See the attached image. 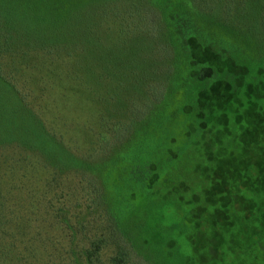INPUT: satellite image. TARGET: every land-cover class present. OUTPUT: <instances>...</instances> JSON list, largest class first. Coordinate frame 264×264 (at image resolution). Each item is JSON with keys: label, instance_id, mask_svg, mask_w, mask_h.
Masks as SVG:
<instances>
[{"label": "trees", "instance_id": "16d2710c", "mask_svg": "<svg viewBox=\"0 0 264 264\" xmlns=\"http://www.w3.org/2000/svg\"><path fill=\"white\" fill-rule=\"evenodd\" d=\"M115 1L0 0V264H199L227 252L241 256L238 264H264V0H190L195 17L184 13L178 24L161 8L151 20L139 1L106 6ZM100 8L122 54L107 35L101 42ZM174 97L182 117L193 109L186 120L198 134L222 128L216 154L237 153L214 162L215 172L242 175L231 177L233 189L205 192V234L194 238L184 215L152 239L147 215L162 200L147 172L157 165L126 177L118 163ZM76 148L100 151L84 157ZM189 149L170 152L167 163ZM73 174L86 180L80 198ZM115 175L126 188L113 196Z\"/></svg>", "mask_w": 264, "mask_h": 264}, {"label": "rangeland", "instance_id": "374dc122", "mask_svg": "<svg viewBox=\"0 0 264 264\" xmlns=\"http://www.w3.org/2000/svg\"><path fill=\"white\" fill-rule=\"evenodd\" d=\"M78 1L85 2L86 0ZM137 1L141 3L139 6L144 15L147 14L148 16H152L150 18L151 20H156L157 17L155 14H158L160 8L165 11L164 19L166 17L168 18L169 13L171 12L173 16L175 15L174 21L177 24L180 18H184V13L189 12L192 16H194L193 11L195 9L193 8L190 0H116L115 2L106 4V6L110 9H116L118 11V8L123 9L129 2L137 3ZM98 14L99 17L94 16L93 19L97 21V31L98 35H100L101 42H103L102 36L107 35V38H111L110 44L115 45L111 49L118 54H122L124 49L119 42L120 37L118 30L108 28L107 24L103 22L101 8L98 10ZM191 19L193 20L194 18L191 17ZM193 22V26H198L199 29H205V31L209 30L216 33L209 29L207 27L208 25H204V23L198 19L193 20ZM149 43L151 44V41ZM146 70L148 72L147 67ZM120 90L121 89L117 87L116 91L121 93L119 98L126 104L129 97H127L128 95L125 91L123 92ZM132 99L135 103L138 101L137 97ZM174 100L175 97L172 98V102ZM181 101V98H178V101H174V103L168 101L167 104L169 106L165 105L162 110L159 109L161 110L160 112H158V110L155 111V114H152L147 119V127L144 131L145 134H143V131L142 133L140 132V136L142 138L140 143L137 144V141L127 154L126 152L122 153V156L125 158L124 162L126 163H118L120 168L118 172H121L122 169L125 170L124 173L126 177L131 176L132 173V176H136L134 173L136 170L140 171L139 174H137L140 175L143 170L142 168L151 165V163H155L157 165V169L155 171L147 172L148 176H153L151 185L155 183V187H153L154 193L158 198H160V200H162V202H168L169 200L172 201L163 206L162 202L155 199L157 203L153 210L147 215L148 217L146 221L148 224V234L146 236L152 239L161 238L162 236L167 235L169 233V231L167 232L168 228L173 227V224H177L176 222L184 219V215H187V219L185 218L187 226H192V233H195L193 235L194 238H196L197 235L199 236L203 233L205 234V226L207 225L205 220L212 218L211 215L207 216L204 214L205 216H201L203 214L202 210L206 205L207 197L205 192L211 188V186L219 188L223 187L225 184L229 186V189H233L234 187H232L231 184H235V186H237L238 180H233L231 177L233 176L234 178H237L239 174L242 175V173H240L241 169L237 167L233 168L231 177L230 174H225L223 172L220 174L219 172H215L214 166L212 165L214 162L222 165L226 160L236 161L235 158L237 159L238 155L235 151H232V155H229V153L225 150H230L226 148L221 149L220 152L216 154V152H214L215 150H213L214 142L219 135H224L222 128L217 126H208L204 135L201 133L198 134L196 129L190 124L191 119L194 116V114H191L193 109H191L192 111L186 114L187 116L185 117H182L181 114L179 115L178 112H176L177 108L183 106ZM114 106L115 105L112 107L114 108ZM158 113L160 114L158 115ZM186 118H188L190 122L186 120ZM97 132V128L95 131H92L94 135H96ZM84 137L86 138V132L84 133ZM89 137L90 136H88V138ZM95 141L96 139H94L93 142L95 143ZM194 142H196V144L193 146L192 143ZM235 143L238 145V139H235ZM188 147L191 149L187 151V155L181 158L178 163L175 165L167 163V160L171 156L170 152L178 153ZM76 151L80 156L98 157L97 154L91 155V153H97L100 149L96 148L95 151L90 153H86L87 150L85 148H82V150L80 148H76ZM222 173L224 175H222ZM202 175L204 176L202 177ZM117 176L118 175L113 176L117 186L116 188L115 185L111 187L113 188L111 190V194L113 196L115 195L113 193L115 189L116 193L124 192L120 187L125 183L123 182L121 176L120 181ZM69 177L74 178L70 180L77 187L76 193L80 198V195L83 193L82 188L83 186H86L85 178L81 175L75 176L74 174ZM156 179L158 181L159 188L156 186ZM124 188H126V184ZM232 196L233 195H231V197ZM134 199L138 200L141 205L146 202L141 193L136 195ZM218 205H221V203L218 202ZM218 209L219 211L215 214L222 220L224 218V210L220 207H218ZM207 212L208 210H206V213ZM196 219L197 221H195ZM199 220H202L201 223L198 222ZM172 237L178 239L174 234H172ZM181 238L183 239V237ZM179 244L184 248V253L189 254L188 249L185 248L184 241H179ZM254 254L255 253L253 252L252 256ZM258 256L259 259L264 258L262 254H259ZM240 261L241 256H238V254L231 255L230 252H227L222 258L215 257L211 261L201 259L199 264H238Z\"/></svg>", "mask_w": 264, "mask_h": 264}]
</instances>
